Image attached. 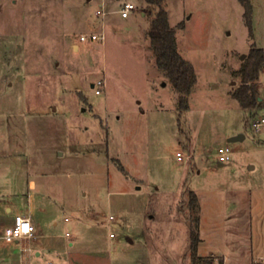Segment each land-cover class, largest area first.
Wrapping results in <instances>:
<instances>
[{
	"label": "rangeland",
	"instance_id": "1",
	"mask_svg": "<svg viewBox=\"0 0 264 264\" xmlns=\"http://www.w3.org/2000/svg\"><path fill=\"white\" fill-rule=\"evenodd\" d=\"M250 1L252 34L241 0H167L178 52L197 75L180 113L151 49L144 0H0L1 202L4 186L21 181L30 201L19 205L50 235H82L89 246L92 228L99 247L87 264H193L195 191L198 256L264 264V125L253 126L264 118V69L262 108L231 97L251 47L264 49V0ZM126 3L137 9L123 19ZM84 34L105 40L81 43ZM223 145L232 155L222 164Z\"/></svg>",
	"mask_w": 264,
	"mask_h": 264
},
{
	"label": "trees",
	"instance_id": "2",
	"mask_svg": "<svg viewBox=\"0 0 264 264\" xmlns=\"http://www.w3.org/2000/svg\"><path fill=\"white\" fill-rule=\"evenodd\" d=\"M146 2L145 18L149 22L148 36L151 40V49L156 57L157 66L167 75L169 83L179 94L180 113H185L190 108L188 96L197 82L194 66L186 61L178 52L176 29L170 24L167 12V0H144ZM244 7L246 25L252 34V7L250 0H241ZM247 59L241 63L238 76L240 86L231 93V97L240 103L247 111L263 107V102L258 100L256 82L264 69V49L252 46ZM189 210L191 216V257L193 264H211L210 259L198 256L201 205L195 191L189 194ZM223 264V262H222Z\"/></svg>",
	"mask_w": 264,
	"mask_h": 264
},
{
	"label": "crops",
	"instance_id": "3",
	"mask_svg": "<svg viewBox=\"0 0 264 264\" xmlns=\"http://www.w3.org/2000/svg\"><path fill=\"white\" fill-rule=\"evenodd\" d=\"M103 6L102 4V8ZM142 18L145 19L144 14H142ZM231 138H233V136H227L226 141L229 142ZM20 183L21 181H15L11 188H6L4 186V190H6L9 195L3 202H1L2 197L0 196V236H2L5 229L14 222L15 218H12L14 214L15 217L20 214L29 217L34 227H36L37 232L34 239L21 240L20 243L14 244V246L11 247L10 245L1 243L0 264H87L88 258L94 254L90 252V248L95 249L99 247V242H97L98 240L93 229H89L91 233L89 235L91 245L89 246L85 245L84 236L82 235L75 236L70 232H66L65 235L61 237L50 235L46 230V226L36 215L34 210H31L30 207L23 209V207L19 205V199L21 202H25L26 200L30 201L29 196L20 192L22 191ZM29 189H36V182L32 179L29 180ZM198 199L200 204L199 196ZM57 224V222L53 223L54 226ZM67 234H70V237H67ZM211 257L216 258L215 255H211ZM220 259L223 264L227 263V257H221Z\"/></svg>",
	"mask_w": 264,
	"mask_h": 264
},
{
	"label": "built area",
	"instance_id": "4",
	"mask_svg": "<svg viewBox=\"0 0 264 264\" xmlns=\"http://www.w3.org/2000/svg\"><path fill=\"white\" fill-rule=\"evenodd\" d=\"M136 6L133 5L132 3H126L122 9H121V16L123 19H127L129 18L131 13H134V11L136 10ZM97 14L100 15H104L103 11H98ZM103 41L105 40L104 35H98V34H91L89 35H81L80 36V42L84 43V42H99V41ZM102 87H104V83L103 82H98L97 85H94L93 88L97 89L96 93L98 95H100L102 93ZM264 125V118L257 122L256 124H254V128H260L261 126ZM216 154L218 157V161L220 163H225V162H230L231 161V148L230 145H223L217 148L216 150ZM177 160L179 162H184L185 161V155H183L181 152H178L177 154ZM73 220V219H72ZM71 219L66 218L65 219V223H70L72 222ZM115 221V218L113 216L109 217L108 222L113 223ZM36 227H34V225L32 224L31 220L29 217L20 214L19 216H16L14 219V222L12 223V225L8 226L3 235L0 236V242L2 244H6V245H14L17 243H20L21 240L24 239H34L36 236ZM67 237H70V234H67ZM111 238H115V233H111L110 234Z\"/></svg>",
	"mask_w": 264,
	"mask_h": 264
},
{
	"label": "water",
	"instance_id": "5",
	"mask_svg": "<svg viewBox=\"0 0 264 264\" xmlns=\"http://www.w3.org/2000/svg\"><path fill=\"white\" fill-rule=\"evenodd\" d=\"M246 58V55H242L241 56V60H244ZM93 88V86H92ZM258 100L261 102V98H258ZM242 138H244V136L240 135V136H237V137H233L230 139V143H233V142H239Z\"/></svg>",
	"mask_w": 264,
	"mask_h": 264
}]
</instances>
